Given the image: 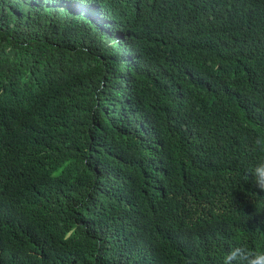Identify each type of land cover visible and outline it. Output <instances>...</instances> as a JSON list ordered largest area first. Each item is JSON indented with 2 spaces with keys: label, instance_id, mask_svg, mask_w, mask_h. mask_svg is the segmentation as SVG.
Segmentation results:
<instances>
[{
  "label": "trees",
  "instance_id": "16d2710c",
  "mask_svg": "<svg viewBox=\"0 0 264 264\" xmlns=\"http://www.w3.org/2000/svg\"><path fill=\"white\" fill-rule=\"evenodd\" d=\"M264 0H0V264L264 252Z\"/></svg>",
  "mask_w": 264,
  "mask_h": 264
},
{
  "label": "clouds",
  "instance_id": "9594fccd",
  "mask_svg": "<svg viewBox=\"0 0 264 264\" xmlns=\"http://www.w3.org/2000/svg\"><path fill=\"white\" fill-rule=\"evenodd\" d=\"M254 150L264 154V137L254 141ZM256 187L264 191V161L249 170ZM223 264H264V252H257L241 244L230 248L224 257Z\"/></svg>",
  "mask_w": 264,
  "mask_h": 264
}]
</instances>
